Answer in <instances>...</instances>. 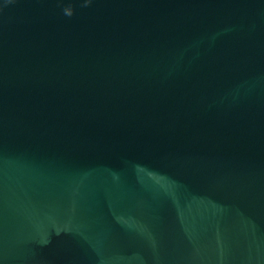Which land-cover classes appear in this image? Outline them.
Here are the masks:
<instances>
[{
	"label": "water",
	"instance_id": "95a60500",
	"mask_svg": "<svg viewBox=\"0 0 264 264\" xmlns=\"http://www.w3.org/2000/svg\"><path fill=\"white\" fill-rule=\"evenodd\" d=\"M0 264H264V0H0Z\"/></svg>",
	"mask_w": 264,
	"mask_h": 264
}]
</instances>
